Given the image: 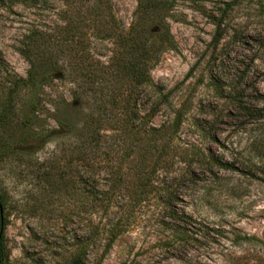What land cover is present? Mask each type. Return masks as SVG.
Wrapping results in <instances>:
<instances>
[{"label":"rangeland","instance_id":"obj_1","mask_svg":"<svg viewBox=\"0 0 264 264\" xmlns=\"http://www.w3.org/2000/svg\"><path fill=\"white\" fill-rule=\"evenodd\" d=\"M111 11L127 31L135 2L111 0ZM47 16L0 11V109L6 96L12 109L0 127L4 263L67 264L86 250L85 264H264V0H174L172 44L138 95L131 149L88 166L82 134L112 136L114 103L90 89L75 101L78 82L53 80L38 89L37 119L19 125L23 39ZM87 192L102 202L91 208Z\"/></svg>","mask_w":264,"mask_h":264},{"label":"trees","instance_id":"obj_2","mask_svg":"<svg viewBox=\"0 0 264 264\" xmlns=\"http://www.w3.org/2000/svg\"><path fill=\"white\" fill-rule=\"evenodd\" d=\"M134 2L131 23L127 31H123L111 11V0H0V11L14 7L41 10L47 13L49 20L46 27L38 28L36 24L34 27L37 29L29 31L23 39L22 57L28 67L25 77L16 78L13 82V87L25 95L29 106L19 123L21 128L37 119L38 89L49 87L53 80L70 78L74 83L78 82L71 94L75 101L79 98L80 89H90L100 101L120 107L123 118L112 136L99 138L98 135H90V130H84L81 149L86 166L99 155L116 152L124 155L131 149L132 141L128 135L137 132L138 128L130 118L135 115L138 95L142 89L150 87L149 70L162 47L172 44L165 20L174 0ZM97 48L99 51L111 49L105 64L95 59ZM6 98L0 109V127L11 123L12 109L9 96ZM61 129L50 130L47 136L59 135L63 132ZM152 132L159 133L153 129L142 133L149 135ZM86 195L93 199L91 208L102 202L91 193ZM3 232L0 196V264H5ZM242 241L252 240L243 238ZM83 245L85 247V243ZM86 253L83 250L81 254L72 256L67 264H85Z\"/></svg>","mask_w":264,"mask_h":264}]
</instances>
